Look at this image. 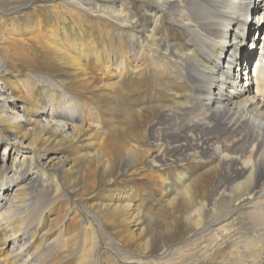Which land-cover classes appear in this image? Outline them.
<instances>
[{"label": "bare ground", "instance_id": "6f19581e", "mask_svg": "<svg viewBox=\"0 0 264 264\" xmlns=\"http://www.w3.org/2000/svg\"><path fill=\"white\" fill-rule=\"evenodd\" d=\"M142 1L154 4L146 11L150 17L148 27L138 28L135 21L123 17L121 2L117 17H108L120 31L111 33L98 22L111 43L108 46L118 50L116 61L127 60L117 65V81H106L100 73H91L84 63L86 58L82 53H99L93 43L85 42L90 37L83 34L85 29L80 33L76 29V25L79 28L89 21L84 14L71 16L67 23V18L58 14L55 30L53 18L48 19L44 29L41 20H37V26H31L30 30H41L44 34L38 31L37 39L22 37L16 48L11 38L4 52L9 47L14 49L4 55L0 53L1 75L11 74L14 65L26 61V55L36 57V49H39L44 54L51 52V57L64 69L62 71L69 72L75 81L69 85L63 76L53 81L41 79L48 83L47 99L24 112L31 104L26 95L28 90L21 91L24 81L19 86L14 75L0 79V264H71L73 257L80 258L77 264H115L107 258L100 262L93 237L77 239V221L83 220L81 214L75 213L69 223L62 217L56 224L58 236L55 239L38 238L41 231V235L54 231L43 229L41 216L36 222L27 219L26 213H34V206L44 215L50 204L55 208L66 197L61 179L73 173V156L75 159L85 156L83 147L69 157L65 153L57 157L44 153L35 156L38 145L41 147L52 141L53 146L61 149L82 141L81 146H90V157L100 160L105 168L111 164L108 154L112 151L122 153L128 167L147 160V169H153L150 173L156 187L177 194L180 190L176 192L177 188L169 183L170 179H175L178 188L184 186L181 197L187 206L192 205L189 196L198 197L196 201L200 206L194 225L199 229L205 225L203 217L209 205L200 179L216 173L209 205L214 224L219 223L223 211H229L231 206L243 205L245 210L239 216V223L234 222L235 214H227L219 228H212L209 245H201L199 249L213 248L209 257L216 264H264V0ZM64 2L81 8L85 5L80 0ZM86 3L98 8V4L88 0ZM248 15L252 19L246 21ZM160 16L171 19L175 27L168 21L169 27L163 28ZM171 27L179 32L178 42L170 36ZM163 30L166 32L161 34ZM245 30L247 40L254 43L255 49L252 45L250 48L242 46L246 54L243 53L241 59L238 45L244 43ZM72 33L78 38L73 39ZM3 57L13 67L5 64ZM253 57L263 62L253 70L255 89L248 71ZM244 58L248 59L247 66L242 65ZM126 73V77H121ZM123 80L129 84L123 86L127 84ZM66 86L72 88L75 95L69 93ZM129 92L142 94L136 105L139 108L124 105L123 100ZM86 94L96 102L105 96L114 109L128 116V121L124 117L116 122L115 129L105 133L98 118L90 120L92 111ZM16 99L22 101L23 107ZM157 101L160 105L156 106ZM150 109H160V116L147 126V144L146 135H139L137 125L142 113ZM141 138L144 142H140ZM153 149L155 155L150 154ZM194 162H199L204 170L193 172L189 164ZM132 170L128 174L134 173ZM95 176L92 171L87 179L88 187L97 185ZM37 188L42 189L50 204L31 194ZM23 191L21 196L19 192ZM118 192L108 197L107 203L100 199L101 202L88 206L98 207L104 213L103 219L118 224L116 227L120 228L124 244L138 245L143 240L142 234H147V239L152 238L150 230L143 231L140 227L142 219L134 207L135 201L131 198L127 203L120 202L128 192ZM25 194L26 198L21 200ZM60 205L65 206V203L59 204V210L63 207ZM247 223L251 231H246ZM233 236V242L229 241ZM200 237L204 239L203 231ZM57 240L62 243L57 244ZM223 241V248L215 247ZM76 246L78 252L74 255Z\"/></svg>", "mask_w": 264, "mask_h": 264}, {"label": "rangeland", "instance_id": "374dc122", "mask_svg": "<svg viewBox=\"0 0 264 264\" xmlns=\"http://www.w3.org/2000/svg\"><path fill=\"white\" fill-rule=\"evenodd\" d=\"M80 1L85 3V5H83L84 8H81L79 5L78 7L75 6L77 4H67L64 2V0H0V53L5 54L14 49L9 47L8 50L4 52L11 38H14V43L11 42V44H14L16 48V45L19 44L22 37L32 36V38L37 39L39 33L44 34L41 30H36L33 32L30 30L31 26H37L36 23L39 20H41L43 24L42 27L44 29L48 24V19L53 18V27H55V30L58 24L54 21L58 14L67 18L65 21L66 23L68 22L69 18H71V16H81L84 14L89 18V21L87 20L85 24L79 28L76 25L77 28H75L79 31V33L80 30L85 29V33L83 32V34L90 36L88 41L85 42L93 43L96 50L99 51L98 53L95 50V54L82 53V56L86 58L84 63L86 62L85 64H87L91 73L95 75L100 73L99 76L101 78L104 76L105 78L103 79L106 81H117L118 78L115 76L117 65H119V61L122 63H127V60L121 59L116 61V57L119 55L117 52L118 50L115 46H112L113 48L108 46L111 43L109 39L105 37L102 28H100L102 26L99 23H103L105 30H109L111 33H117L120 31V27L116 23L110 21L109 18L114 19L117 17V14L120 10L118 8L119 2H121V4L124 6L122 9L123 17L135 21L138 28L148 27L150 26V17L146 11L149 5L154 4L142 0H88V2L92 4H98V8L95 9L90 7V5L86 3V0ZM87 7H90V9H85ZM83 9L85 10L83 11ZM166 16L170 18L169 13H166ZM251 19V15L246 17V21ZM168 21L173 27H175V24L171 19L167 20L166 17L160 16V22L163 28L169 27ZM90 22H92V24ZM25 29L26 31H29L25 32ZM124 31L127 33L126 30ZM165 32L166 31L163 30L161 34ZM245 34L246 38L243 40L244 43L241 46L238 45L239 56L241 59H243V53L246 54L245 50L243 49L244 46L250 48L252 45L251 48H253V50L255 49L254 43H251L247 40L248 33H246V30ZM71 36L73 39L78 38L75 33H72ZM170 36L171 38L175 39L176 42L179 41L177 39L179 32L172 27L170 29ZM253 36H255V34ZM31 46L35 48L34 45ZM242 46L243 48H241ZM106 48L108 49L106 50ZM36 51V57H30V55H26V61H24V63L14 65V67L13 65H10L11 62L7 61L4 57L2 60L5 62V64L13 67L14 71L11 74L6 72L4 75H1L0 73V79L5 80L9 75H14V80L19 84V86L24 81L21 91H23L24 88L26 91L28 90L26 95L30 99L29 103L31 104H29L30 106L25 107L26 110L24 112H28L30 107L35 108L37 102L47 99L46 94L48 91H46V87L48 86V83L44 82V79L53 81L57 80L59 76H63L68 81L69 85L75 83L72 75L69 72L65 73V71H62L64 69L58 64V61L51 57V52L44 54L43 51H39V49H36ZM244 59L245 61L242 62V65L247 66L248 59ZM99 67H101V69ZM103 71L106 72L104 73ZM124 76L126 77L127 73L125 75L123 74L121 77ZM250 79L252 86L254 84L253 89H255V78L251 76ZM123 82L127 83L124 80ZM128 84L129 83L123 86H127ZM155 89L159 88L155 86ZM67 91L75 95L72 88L68 87ZM129 94L130 92L125 96L126 99L124 98L123 100L124 105L128 106L129 108L131 106L133 109H135L134 107L139 108L140 106L136 105L138 100L142 98V94L140 92L130 95ZM144 95L145 93L143 96ZM85 97L89 103L88 107H90L92 111L90 120L92 118H98L105 133L108 130L115 129L116 122H120L125 117L123 113H120L118 110L112 107L113 103H111L110 100H107L105 96L97 102L94 101L92 97L89 96V94H86ZM160 99L162 98L160 97ZM15 101L19 104V106L23 107V105L20 104L22 103L20 99H16ZM94 103L97 104L98 107ZM154 105H160V101L155 102ZM141 116V121L137 125L139 128V135H141V133H143L142 137L146 135L145 139L147 144H149V133L147 126L150 125L154 120L159 119L160 109L154 111H151V109L145 110ZM127 117L128 116L125 117L126 122L128 121ZM145 130L147 131V134L145 133ZM81 142L82 141H78L75 142V144L63 146L61 149V147L59 148L58 146H53L52 141L43 144L41 147L38 145L36 148V157L42 153L51 155L53 157H57V155L60 156L65 153L67 157H69L76 154L82 147V151L85 154V156L78 159H75L73 156V173L63 175L61 179L66 197L62 198L61 201L56 204L55 208L53 207V204H50V200L44 196L42 189L37 188L35 191L31 192V194L37 196L39 199L47 201L50 206L49 210L45 212L44 215L43 212H38L39 208L37 206H34V213H26L28 214L27 219L29 221L36 222L41 216L43 229L54 230L53 233L48 231V234L46 233L47 235H41V231L38 235V238L42 236L53 237V239L57 238V222H59L62 217H64V220L68 219V223L72 222V216H74L75 213H78L82 215L83 220L82 222L77 221L79 227V236L77 239L93 237V240L97 243L98 252L100 253V262L107 258V261L113 260L115 264H135L132 262V260L139 261V264H216V262L212 263V259L209 257V254L212 253L213 248L209 247L205 251H202L203 249L201 250L199 248L209 245L208 243L212 236V228H219V225L225 222L224 219L227 214L231 213L232 216L235 214L233 216L235 220L234 222L239 223V216L243 214V211L245 210L243 205H237L235 207L231 206L229 211H223L219 223L214 224L215 221L213 219L212 213L209 211V205L211 204L212 200V195L210 192L211 186L215 180L216 173L207 174L200 179V182L203 183V186L205 187V199L209 205L204 212L203 222L205 225L199 229L194 225L196 213L198 207L200 206L196 201L198 197L196 195L189 196L192 199V205L190 206L189 204L187 206L181 197V192L184 186L182 189L181 187L178 188L179 185L175 179H170L169 183L171 186L177 188L176 192L180 190L177 194L169 193L168 191L164 190V188L159 189L153 184L154 180L152 178H154V176L150 173V171H153V169H147L149 168L147 160L138 161L134 164V166L128 167L129 163L125 162L123 160L122 153L117 151H112L108 154L111 164L108 166V168H105V165H103L100 160L90 157V146H81ZM140 142H144V139L141 138ZM155 151L156 150L154 149L151 150L150 154L155 155ZM200 166L201 165L199 162L189 164V167L193 172L204 170L202 169L203 166ZM130 170H132L134 173L128 174ZM167 170L170 173L171 167L168 166ZM92 171L94 174H96L94 180H97V185L95 187H88L87 179L90 178ZM109 179L111 181H108ZM168 188L169 186H166V189ZM122 190H126V192H128V196L122 198L120 202L127 203L132 198L133 202L135 201V204L133 203L134 207L139 211V219H142L140 221V227L143 228V231L150 230L152 232H150V235L153 237L150 239H147V234H142L141 237L143 240L138 245H136V243L135 245L131 243L124 244L123 239L120 237V228H117L118 224L113 223L112 221L110 222L109 219H106L109 221L108 223L105 219H103L102 215H104V213L98 207L92 208L88 206L89 203L97 202L100 199H102L104 203H107L108 197H112L113 195L118 194V191ZM23 193L24 191L19 192L21 196ZM24 198H26V194L21 200ZM223 199L224 197H221V200ZM62 202L65 203V206L60 205L63 207L61 210H59V204ZM59 211L63 212L58 214L57 212ZM19 219L20 218H18V220ZM89 221L91 223H89ZM82 227H84V229H82ZM127 227L130 228L129 225ZM124 228L121 227V229ZM245 228L246 231H251L248 223L245 224ZM202 231L204 235L203 240L202 237H200ZM234 238L235 236L227 239L233 242ZM61 243V240H57V244ZM223 246L224 241L217 244L215 247L223 248ZM77 252L78 248L76 246L73 250V254L77 255ZM80 252L83 254V257L86 256L81 250ZM79 260L80 258L78 259L77 257H73L70 263L77 264V261Z\"/></svg>", "mask_w": 264, "mask_h": 264}]
</instances>
